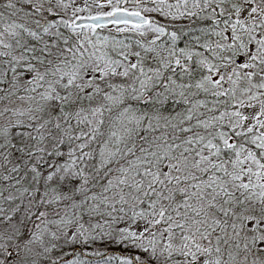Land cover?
I'll list each match as a JSON object with an SVG mask.
<instances>
[{"label":"snow or ice","instance_id":"obj_1","mask_svg":"<svg viewBox=\"0 0 264 264\" xmlns=\"http://www.w3.org/2000/svg\"><path fill=\"white\" fill-rule=\"evenodd\" d=\"M0 264H264V0H0Z\"/></svg>","mask_w":264,"mask_h":264},{"label":"trees","instance_id":"obj_2","mask_svg":"<svg viewBox=\"0 0 264 264\" xmlns=\"http://www.w3.org/2000/svg\"><path fill=\"white\" fill-rule=\"evenodd\" d=\"M116 249H113V251H115Z\"/></svg>","mask_w":264,"mask_h":264},{"label":"rangeland","instance_id":"obj_3","mask_svg":"<svg viewBox=\"0 0 264 264\" xmlns=\"http://www.w3.org/2000/svg\"><path fill=\"white\" fill-rule=\"evenodd\" d=\"M104 34H106V33H104Z\"/></svg>","mask_w":264,"mask_h":264}]
</instances>
